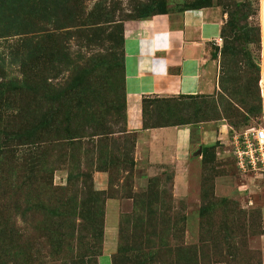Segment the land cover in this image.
<instances>
[{"label":"rangeland","instance_id":"1","mask_svg":"<svg viewBox=\"0 0 264 264\" xmlns=\"http://www.w3.org/2000/svg\"><path fill=\"white\" fill-rule=\"evenodd\" d=\"M263 4L264 0H0V182L10 186L0 197V207L14 220L18 250L31 258L20 264L72 261L75 239L57 253L52 237L38 229L31 215L20 213L24 198L38 200L49 193L48 201L54 200L62 188L64 196L77 190L99 192L104 202L103 249L97 264H112L119 228L124 251L120 264H127L129 256L140 264H168L167 252L173 246L196 248L201 264H264V172L238 169L233 148L237 134L264 127ZM191 9H204L221 24V42L210 43L204 67L206 89L195 96L141 101L144 131L183 122L193 128L187 187L174 182L177 169L146 172L148 165L136 161L137 145L146 141L128 123L125 92L122 107L105 116L111 134L66 141L61 132L66 117L72 124L85 121L90 110L85 114L74 107L78 92L69 99L53 98L50 91L64 87L74 75L59 63L63 56L81 68L82 92L90 106H97L101 99L94 102L95 95H106L103 78L116 71L114 62L122 55L123 22L158 14L178 20ZM104 66H110L106 75ZM123 79L125 91L124 72ZM211 102H218L216 111ZM167 108L173 109L172 116L166 115ZM43 117L52 127L42 130L43 142L24 144L17 139L25 138ZM222 123L226 126L221 128ZM83 128L84 134L90 130L89 125ZM203 131L214 137L199 151ZM14 198L21 203L18 210L11 209ZM208 204L211 212L201 217V208ZM76 230L90 236L88 223ZM145 246V255L154 254L153 260L137 257Z\"/></svg>","mask_w":264,"mask_h":264},{"label":"crops","instance_id":"2","mask_svg":"<svg viewBox=\"0 0 264 264\" xmlns=\"http://www.w3.org/2000/svg\"><path fill=\"white\" fill-rule=\"evenodd\" d=\"M260 12L264 15V4ZM220 25L219 20L211 19L204 9L186 10L178 20H172L167 14H158L147 19L124 21L122 25L127 119L146 141L144 145H137L136 161L148 165L146 172L177 169L174 182H181L185 188L189 182L185 171L191 163L194 145L191 139L193 128L180 125L144 131L141 101L148 97L201 94L206 89L204 67L210 43L219 37ZM225 126V123L221 124V128ZM212 137L211 132H201L199 151ZM99 182L104 181L100 178Z\"/></svg>","mask_w":264,"mask_h":264},{"label":"trees","instance_id":"3","mask_svg":"<svg viewBox=\"0 0 264 264\" xmlns=\"http://www.w3.org/2000/svg\"><path fill=\"white\" fill-rule=\"evenodd\" d=\"M230 23V22H229ZM232 24V23H231ZM123 31H122V55L120 56V61L115 63L114 67L116 71L112 72V75L109 74L106 77L104 76L103 81L106 84L105 93L106 95H95V98L98 100H94V102H98L101 99L97 106H90L88 104L85 95L82 92L83 87V72L79 66L75 65V62L70 61L66 55H64L63 59L59 61L61 65L67 67L69 71L74 73L71 77L70 81L64 87L57 88L51 90L50 92H54L53 98L64 99L68 97H72L71 95L74 92H78V96L76 97V104L74 107H77L81 113L87 114L88 110H90L89 115H85L88 117L85 121H79L78 123H71L70 120L67 119L63 121V126L61 132L63 133V138L68 142H74L83 138L96 137V136H105L107 134H111V129L105 125L107 122L105 121V116L110 115L111 112L115 108H120L123 105V101L125 98L124 94V53H123ZM111 64L108 62L107 65ZM105 67V66H104ZM112 67V64H111ZM106 68L110 69V66H106L104 69V74L109 73ZM118 68V69H117ZM86 70V69H85ZM103 77V76H102ZM118 86V88H117ZM117 89H119V93H117ZM95 94V93H94ZM94 98V99H95ZM104 100V103H103ZM68 102V101H67ZM203 102V101H202ZM201 103V102H200ZM199 103V104H200ZM212 107L216 111L217 105L211 102ZM97 104V103H96ZM121 104V105H120ZM202 104V103H201ZM94 105V103H93ZM89 106L91 109H88ZM73 107V106H72ZM224 108V114L226 107ZM69 105L66 107L67 116L70 114ZM174 111L172 108L166 109V115L172 116ZM71 115V114H70ZM230 117V116H229ZM226 117L225 120L230 122V118ZM72 119L73 117L70 116ZM245 119V118H244ZM181 125L187 123H179ZM178 124V125H179ZM89 125V132L84 134V126ZM168 126V125H167ZM170 126V125H169ZM163 126H153L152 128H158ZM51 130L52 127L49 123L44 120V117L39 121L38 126L34 128H30L27 134L24 135L25 138H17L24 144H35L38 145L39 142H43L41 132L42 130ZM41 130V131H40ZM39 131V132H38ZM5 187L7 188V184L4 182H0V197L6 195ZM10 186L8 187V189ZM18 187L16 184L13 185L12 190L16 191ZM15 189V190H14ZM66 191L64 188L61 189V193L58 196H55L54 200H49V193L43 195V197L34 198L33 196H29L24 198V207L22 213H26L31 215L32 221L35 224H38V229L45 230L49 237H52L55 251L57 253L60 252V248L62 244L65 246H70L73 244V239H75V246L71 248L70 255L72 261L70 264H97V258L101 255L103 249V219H104V202L100 200L99 192L94 191H81L77 190V192H71L69 195L64 196L63 192ZM80 195H83L82 198H79ZM54 196V195H53ZM21 203L14 198L11 203L12 210L20 209ZM211 204L203 206L200 210L201 217H207V213L211 212ZM88 223L90 236L83 237L78 235L77 227L81 223ZM14 220L11 216H7V214L3 213L0 207V264H20V263H28L27 259H31L26 253H21L18 250L17 242H19V236L15 234V226ZM91 225V226H90ZM49 226V227H48ZM47 228V229H44ZM77 231V233H76ZM48 237V238H49ZM158 243H162L161 234H157ZM121 228L118 230V247L112 256V264H120V255L124 252L122 250L121 244ZM233 239V238H232ZM145 243L147 245L146 239ZM152 247V246H151ZM147 246L143 248V252L139 257L141 259L146 254ZM192 249H195L193 251ZM198 249V248H197ZM198 251V250H197ZM194 247H184V246H173L169 248V252H167L168 256V264H201L198 258V252ZM35 254L38 252L34 251ZM194 254V255H192ZM35 256V255H34ZM149 257L150 260L154 259V254L148 253L145 255L146 258ZM134 258L129 256L127 259V264H140ZM66 264V263H65Z\"/></svg>","mask_w":264,"mask_h":264},{"label":"built area","instance_id":"4","mask_svg":"<svg viewBox=\"0 0 264 264\" xmlns=\"http://www.w3.org/2000/svg\"><path fill=\"white\" fill-rule=\"evenodd\" d=\"M216 44L221 38H215ZM237 168L242 172H264V127L249 128L233 141Z\"/></svg>","mask_w":264,"mask_h":264}]
</instances>
